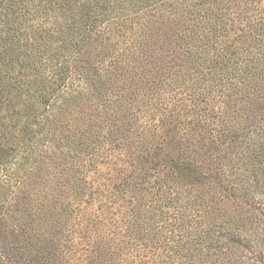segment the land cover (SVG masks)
I'll use <instances>...</instances> for the list:
<instances>
[{"label":"trees","instance_id":"16d2710c","mask_svg":"<svg viewBox=\"0 0 264 264\" xmlns=\"http://www.w3.org/2000/svg\"><path fill=\"white\" fill-rule=\"evenodd\" d=\"M73 236L264 264V0H0V264Z\"/></svg>","mask_w":264,"mask_h":264},{"label":"rangeland","instance_id":"374dc122","mask_svg":"<svg viewBox=\"0 0 264 264\" xmlns=\"http://www.w3.org/2000/svg\"><path fill=\"white\" fill-rule=\"evenodd\" d=\"M97 238V234H93ZM71 239L74 242L72 257L67 264H89L87 257L93 252V248L87 246L85 242L79 239V236H73ZM122 264V262H120Z\"/></svg>","mask_w":264,"mask_h":264}]
</instances>
